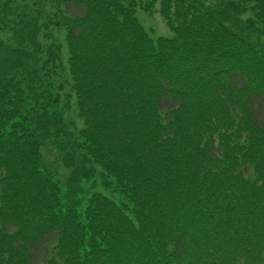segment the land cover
<instances>
[{"label":"trees","instance_id":"obj_1","mask_svg":"<svg viewBox=\"0 0 264 264\" xmlns=\"http://www.w3.org/2000/svg\"><path fill=\"white\" fill-rule=\"evenodd\" d=\"M0 264H264V0H0Z\"/></svg>","mask_w":264,"mask_h":264},{"label":"rangeland","instance_id":"obj_2","mask_svg":"<svg viewBox=\"0 0 264 264\" xmlns=\"http://www.w3.org/2000/svg\"><path fill=\"white\" fill-rule=\"evenodd\" d=\"M138 17H139L140 21L143 23V25L145 26V28H147L149 31L150 30L154 31V34H153L154 37L153 38L171 37L172 34H171L170 30L168 29V26L165 24L162 17L160 16L158 9L154 15H144V14L139 12ZM45 156H47L46 159L48 160V162L50 164H55L56 159L53 156V154L51 153V151L47 152L45 154ZM57 164H59V163L57 162Z\"/></svg>","mask_w":264,"mask_h":264}]
</instances>
